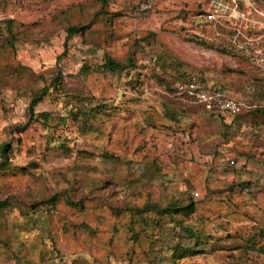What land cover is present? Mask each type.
Returning a JSON list of instances; mask_svg holds the SVG:
<instances>
[{
    "label": "rangeland",
    "instance_id": "obj_1",
    "mask_svg": "<svg viewBox=\"0 0 264 264\" xmlns=\"http://www.w3.org/2000/svg\"><path fill=\"white\" fill-rule=\"evenodd\" d=\"M232 1L0 0V264H264V0Z\"/></svg>",
    "mask_w": 264,
    "mask_h": 264
},
{
    "label": "built area",
    "instance_id": "obj_2",
    "mask_svg": "<svg viewBox=\"0 0 264 264\" xmlns=\"http://www.w3.org/2000/svg\"><path fill=\"white\" fill-rule=\"evenodd\" d=\"M232 3L237 4V0H233ZM227 10L231 13L233 8L229 6ZM231 14L230 16H232ZM230 18L228 12L219 9H216L213 13L204 15V19L210 23L216 22L219 19L234 21V18ZM180 91L186 94V98H189V101L202 106L205 111L212 112L213 114L237 115L243 110L244 104L242 102L215 89L211 90L195 78L180 86Z\"/></svg>",
    "mask_w": 264,
    "mask_h": 264
},
{
    "label": "trees",
    "instance_id": "obj_3",
    "mask_svg": "<svg viewBox=\"0 0 264 264\" xmlns=\"http://www.w3.org/2000/svg\"><path fill=\"white\" fill-rule=\"evenodd\" d=\"M205 23H210V22H207L206 20H204ZM85 31V28L84 27H73V28H70L68 30V33L70 35V37L74 36V35H78V34H82L83 32ZM212 48H215V46H212ZM103 69L106 71V72H110V73H120V72H123L125 71L126 69H128V66L119 62V61H116L115 59L113 58H106L105 60V64L103 65ZM190 81V80H189ZM188 81H186L185 83H187ZM202 84H204L206 87L210 88L211 90L212 89H215L223 94H226L227 92L224 90V89H217V88H214L213 86H207V84L204 82V81H200ZM184 83V84H185ZM180 86H183V85H180ZM180 86L178 87L179 90H180ZM182 93V92H181ZM183 95H185L186 97V94L183 92ZM189 99V98H188ZM93 112L95 110H92ZM82 113V115L85 117L86 114L83 112V111H80ZM209 116L211 117H217V118H220L222 120H225V118H238L240 117L242 114H243V110L241 111V113L237 114V115H228V114H213L212 112H208V111H205ZM75 117L77 116V114H74ZM42 119L44 120V122H48L50 120V115L49 114H42L41 115ZM8 150V145H5L4 146V149H3V155H5V153L7 152ZM2 155V156H3ZM5 157V156H3ZM1 169L3 170L4 167L3 166H0ZM54 201H56L55 199L51 200L50 202L48 203H53ZM68 203L72 206H78L77 204H74L71 200H68ZM150 205L146 206V208H148ZM154 209L155 211H158L160 210L159 207L157 206H154ZM145 210H149V209H143L142 211L144 212ZM164 214L168 215L170 218L174 219L175 220V217H184V218H190L192 215H194L196 213V206L194 203H190L188 206H178V205H171L170 207L164 209ZM173 220V221H174ZM188 233L190 234L191 238L195 241H198V245L199 244V239L197 238V235L194 234L193 231H188ZM186 253H190V254H187L186 256H184V254ZM195 254V252H190V251H186V252H182L179 256H174L175 258H185L187 256H193Z\"/></svg>",
    "mask_w": 264,
    "mask_h": 264
}]
</instances>
